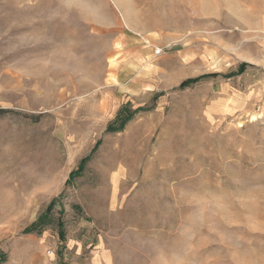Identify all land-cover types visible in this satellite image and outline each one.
I'll return each instance as SVG.
<instances>
[{
	"label": "rangeland",
	"instance_id": "obj_1",
	"mask_svg": "<svg viewBox=\"0 0 264 264\" xmlns=\"http://www.w3.org/2000/svg\"><path fill=\"white\" fill-rule=\"evenodd\" d=\"M3 257L264 264V0H0Z\"/></svg>",
	"mask_w": 264,
	"mask_h": 264
},
{
	"label": "trees",
	"instance_id": "obj_2",
	"mask_svg": "<svg viewBox=\"0 0 264 264\" xmlns=\"http://www.w3.org/2000/svg\"><path fill=\"white\" fill-rule=\"evenodd\" d=\"M210 74H207V75H203V76H200V77H197V78H191V79H187L185 81H183L181 83V88L182 87H186V86H189L197 81H199L201 78L205 77V76H209ZM141 110H146V108H137L135 110H132L131 107L129 105H125L123 106L119 113L117 114V117L116 119L111 123L109 124V126L107 127V130L110 131V132H115V131H118V130H122L125 125L127 124L128 121H130L132 119V117L139 111ZM96 148H94L95 150ZM90 159V156L87 157V158H84L78 169L72 171L69 175V178L66 182V184H69L72 179H74L75 177L81 175L84 167H85V164L88 162V160ZM55 202H56V199H54L51 204L48 206L47 210H46V214H43L40 216V218L35 221L34 223H32L29 227L25 228L24 232L25 233H31V232H40L42 230V226L44 224H46L48 221H49V214L50 212L52 211L53 207L55 206ZM61 237H64V233L61 232ZM4 260V257L3 258H0V263Z\"/></svg>",
	"mask_w": 264,
	"mask_h": 264
}]
</instances>
